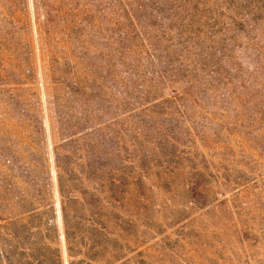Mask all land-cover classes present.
Segmentation results:
<instances>
[{"label": "rangeland", "instance_id": "obj_1", "mask_svg": "<svg viewBox=\"0 0 264 264\" xmlns=\"http://www.w3.org/2000/svg\"><path fill=\"white\" fill-rule=\"evenodd\" d=\"M0 264H264V0H0Z\"/></svg>", "mask_w": 264, "mask_h": 264}, {"label": "trees", "instance_id": "obj_2", "mask_svg": "<svg viewBox=\"0 0 264 264\" xmlns=\"http://www.w3.org/2000/svg\"><path fill=\"white\" fill-rule=\"evenodd\" d=\"M196 169V168H195ZM195 169H191L193 172H196ZM195 175L190 176V178L183 183V186L186 187V192L188 193L187 195L189 196V199L194 200V202H198L199 200L202 199L203 194H206V191L203 189V187H198L197 180L194 179ZM113 181L109 180L107 181H98L95 185L96 188L93 189L95 193L98 195H106L107 193L112 192V186H113ZM69 244V243H68ZM41 249L44 248V243L39 244Z\"/></svg>", "mask_w": 264, "mask_h": 264}]
</instances>
